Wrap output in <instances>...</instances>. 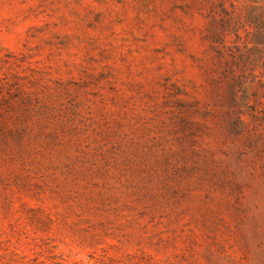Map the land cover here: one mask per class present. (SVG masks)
Returning <instances> with one entry per match:
<instances>
[{
	"label": "rangeland",
	"instance_id": "obj_1",
	"mask_svg": "<svg viewBox=\"0 0 264 264\" xmlns=\"http://www.w3.org/2000/svg\"><path fill=\"white\" fill-rule=\"evenodd\" d=\"M0 264H264V0H0Z\"/></svg>",
	"mask_w": 264,
	"mask_h": 264
}]
</instances>
